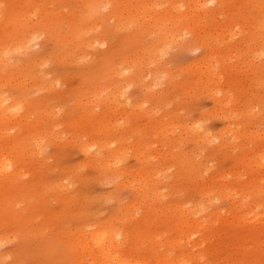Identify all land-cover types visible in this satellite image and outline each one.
I'll list each match as a JSON object with an SVG mask.
<instances>
[{
  "label": "rangeland",
  "instance_id": "1",
  "mask_svg": "<svg viewBox=\"0 0 264 264\" xmlns=\"http://www.w3.org/2000/svg\"><path fill=\"white\" fill-rule=\"evenodd\" d=\"M100 1L110 4L106 12ZM204 1L0 0V43L16 46L35 33L43 43L38 61L23 48L12 68L0 67V92L11 98L8 104L20 101L29 112L27 122L6 132L0 117V146L43 139L35 157L28 145L13 152L22 176H0V264H97L90 238L99 226L120 231L123 254L140 250L159 260L187 248L208 254L206 260L219 256L221 264H264V0H206L210 9L220 7L213 22L202 24V35L223 53L212 62L223 73L208 84L210 72L203 67L210 50L199 43L198 28L178 36L188 23L180 16L191 10L184 5L191 2L201 15ZM96 39L88 51L86 42ZM24 73L30 75L22 79L18 74ZM41 76L60 82L36 90ZM129 83L132 105L107 100L91 110L93 88L113 91ZM184 126H203L212 140L199 142L193 130L180 139ZM87 134L135 151L126 158L131 173L89 162L79 147ZM153 165L162 171V207L177 206V212L157 211L153 197L141 198L145 184L151 189L145 172ZM214 180L218 188L205 199L202 189ZM223 187L233 196L222 197ZM204 201L207 209L197 213ZM251 212L262 218H249ZM202 220L215 221L211 233ZM142 227L157 244H136ZM86 243L94 244L83 248Z\"/></svg>",
  "mask_w": 264,
  "mask_h": 264
},
{
  "label": "bare ground",
  "instance_id": "2",
  "mask_svg": "<svg viewBox=\"0 0 264 264\" xmlns=\"http://www.w3.org/2000/svg\"><path fill=\"white\" fill-rule=\"evenodd\" d=\"M211 1L214 2L215 0H211ZM208 4H210V3H208L206 0L204 1V3L200 2L199 3V8H200L199 12L202 11L203 13L201 12L202 13L201 15H196V11L193 9V5L191 4V2H189V3L187 2V4H185L184 6H186V8L191 9V10H189L190 12L189 11L183 12V15L181 14L182 16H180V17H182V18L184 17V19H188V23L185 26H182L183 31L178 33V36L181 37V36H184V34H185L184 31H186V33H193V31H192L193 28L191 26H194L195 29L198 28L199 37H200L199 43L203 46H206V50H207V48H209L208 50H210V52L205 56V58L209 57L210 59L204 61V67H203V68H205L206 73H208V71L210 72V76H207L210 79V80L209 79L206 80L207 84L211 80H216V79L219 80V75L221 76L223 73V72L219 73V71L216 69V66L213 65V63H212L213 61L216 60L215 58H214L215 60L213 59L214 56L217 59L221 57L220 59L222 60V57H223L222 50L216 49L215 47H212V46L208 47L209 44L206 45L207 42L205 43V40H204V39H206L207 36L204 35V36H206V37H204L202 35L203 28H204V26H202V24H205V22L207 23V19H209V18L211 21H212V19L215 20L214 16H217L216 14H218L216 12V9L218 7H220V5H218V6L216 5L215 9L213 8V10H212L209 8ZM109 8H110L109 3H105V5H104V3H102L100 1V4H99L100 10H102L103 12H106ZM209 9L212 10L210 14H208ZM180 17L178 20L173 19L172 22L174 24V27H178L181 24L180 23L181 22ZM179 28L177 30H179ZM204 31H206V30H204ZM209 33H210V31H209ZM68 34H70V33H68ZM68 34H67V36H68ZM171 34H175V33H171ZM41 38H42V34L35 33V35L30 37V39L28 41H26L24 43H18L16 46H12L9 43L4 44V45H2L0 43V67L4 68V67L11 66V68H12V66H13L12 63L15 60H18V52L23 48L28 50L29 53L32 52V56H31L32 61H38L40 58L39 56L43 52V51L36 52L37 51L36 49L38 48V46L42 47L43 43L40 42ZM207 38H209V41H210L209 35ZM95 42H98V40L97 39L93 40V41L88 40L85 44L86 49L89 51ZM213 48H215V49H213ZM211 56H212V58H211ZM258 58H260V56H258ZM216 62H218V60H216ZM221 63H219V64H221ZM23 66H26V64H24ZM27 68H28L27 66L23 67L24 70L29 71V69H27ZM20 72H21V70L18 73H20ZM18 75H20L23 79V77L25 78V77L29 76L30 74L24 73L23 75L22 74H18ZM48 75H50V74H48ZM45 76H41V80L39 82L37 81L38 83L36 82V85H34V89H36V90H39L40 88H43V89H51L52 88L53 89V87L60 82L59 78L49 79L48 76L47 77H45ZM155 76H157V73H155ZM131 86H132V84L129 83V84H126L123 86H119L117 89L112 88L113 91L110 90V87H108V88H106V87L105 88H98V87L93 88L89 93L90 94L89 97L91 98V101L93 103L91 110L93 109V107L95 105L103 104L107 100L113 101L122 107H128L129 105H132L133 104V102H132L133 96L128 92L129 89L131 88ZM105 89H107L108 93L102 94V92ZM10 99L11 98L8 95H6L3 92H0V117L2 119H5V121H4L5 125H3L4 126V130H3L4 132L8 131L9 129L12 130L16 125L21 124L22 122H27L28 118H29V116H26L29 114L27 106L25 107L22 104H20L21 103L20 101H18V103H16V104L15 103L8 104ZM220 104L221 103L219 102V105ZM24 109H26L25 115L22 114ZM51 111H53V110H51ZM55 114H56V112H55ZM55 114H53V115H55ZM162 126L163 125H161V123H160V127H162ZM160 127H159V129H161L160 131L165 132L164 131L165 129L160 128ZM177 128L178 127L175 126L176 130H177ZM169 129H171V128H169ZM172 129H174V128H172ZM182 129H183V133L180 134V137H179L180 139L183 138V135L190 134L192 130L195 132L199 142L210 140L211 139L210 137H212L209 134V130L207 131L205 128H203V126H200V127L184 126V127H182ZM11 130H9V131H11ZM169 131L170 130H168V132ZM87 136H88V141L80 143L79 147H80V150L90 158L91 161H89V162H92V164L94 163V164H97L99 166H102V168L106 169V170L114 171V169H115V171H121V172L123 171L125 174L131 173V171H128L129 169H128L127 164H126V161H127L126 158H128L129 153L131 154V152H135V151H131L129 147H123V148L122 147H116V145H114V142L112 141V139L101 142L96 138H91L88 134H87ZM216 139H220V137H217ZM226 139H228V138H226ZM236 140L238 141V139H236ZM42 141H43V139L41 137L34 139L32 142H31L30 138H25L21 143H20L19 139H15L14 142L8 143L7 145L5 144V146H2V147L0 146V176L2 174H5V172H7V174H8L7 179L13 180L15 177L22 176L17 171V162H16V158L13 157V155H14L13 152L22 153V149L26 148V146L28 145L30 152H33V153H31L30 156L35 157V155L37 153H39V149L41 147ZM173 141L177 142V140H175V139ZM224 142L226 143L227 140ZM224 142H223V144H224ZM228 143L229 142H227V144ZM234 143H235V141H234ZM234 143L231 144V146L232 145L234 146ZM182 144L183 143H181V145ZM240 144H242V143L241 142L239 143V147L241 146ZM234 148H235V146H234ZM235 149H233V150H235ZM32 157L30 158L31 161L34 160ZM142 157H144V159L146 158L145 155H142ZM151 158L152 157L149 156L146 158L145 161L147 163H149L150 161L152 162ZM159 169H160V166H159ZM145 173L147 174L146 180L151 185V189H149L146 186L147 184H145V187H144V182L140 181V184L143 185V187L146 190L141 195V198H143L144 195H146V196L148 195L151 198L153 197L154 202L157 203V211L166 212V211L170 210L172 208L171 206H170L171 207L170 209H166V207H167L166 205H165L166 207L165 206L162 207L161 203H162L163 199L165 198V196H167V195H164L163 192L159 191L162 187L160 189H159V187H157V179H158L157 175H159L160 173L162 174V171L160 172L159 170H157V166L154 167V165H153L151 167V169H147ZM146 174H143L142 176L145 177ZM215 183H217L216 180H214L212 182V186L210 185L208 187V189H206V188L202 189L201 194L205 199L212 198V196L210 194L215 192V190L218 188V186L214 185ZM61 186L63 187L62 183H61ZM65 187H66V185H65ZM230 193H231V190L227 187H223V189H221V196L222 197L230 196L229 195ZM249 194H250V192L245 193L244 198L248 200ZM231 196H233V194ZM135 205H137V203H135ZM205 206H207V205L205 204V201H204V203L202 202L199 205H197V208H195L194 210H197V213H199V212L207 209V208L204 209ZM178 209L179 208L177 206L176 207L174 206V209H171V211L177 212ZM253 213L251 212L249 214L250 215L249 218L254 217V216L257 217L258 219L262 218L260 216L258 217V215L255 212H253ZM211 215L213 217H216L218 214L211 212ZM249 218H245V219L248 220ZM189 222H190V217H189V220L186 219V220H184V222L181 221V226L186 228L187 225L185 223H189ZM214 224H215V221L202 220L200 223V226L202 225L207 233H211ZM98 228H99L98 231L93 230L95 232L93 236L90 233V235L93 238L91 236H89V238L91 237L90 239L94 240L95 244L92 243V245L94 244L93 246L87 245V243L85 245H83L84 246L83 248H86L89 246H92V247L97 246L96 250L94 248V253L92 254V255L96 256V257H94L93 260H96L97 264H154V262H155V264H201V263H204V264H221L220 260H219L221 258L219 256L217 257L218 259H215V260H213L211 258L209 260H206L205 257H208V254H206V253L200 254L198 251H195L192 249H189L190 250L189 251L187 248H183L182 254L178 257H172L171 255H165L164 257H162L159 260H157V256H154L153 257L154 259L151 257L147 258L144 255H143L144 256L143 257L139 253L140 250H138L137 253H135V254H137L136 256L134 253H131V252H128L127 254L126 253L123 254V251H122L123 250V248H122L123 242L119 241V236H120L119 232L120 231L116 232V234H113L115 232L113 231V233H111L108 230V227L99 226ZM115 229L119 230V228H115ZM117 230H115V231H117ZM257 230H258L257 232L260 231L259 229H257ZM89 232H90V230H89ZM241 233L242 232H239V234H241ZM152 234L153 233L150 230H147L145 227H142L141 230L139 229V232L134 234V235H136V236H134V239L136 240V244H138L140 241L142 243L143 240L146 241L148 239L154 240L155 243L157 244V238L155 236H152ZM260 234H262L261 236L264 237V229H261ZM258 237H260V236H258ZM183 238H184L183 236L178 238V241L183 239ZM87 240H89V239H87ZM90 241L91 240H89V242ZM91 242H93V241H91ZM259 242H260V240H257L258 245L261 243V242L260 243ZM178 243H176V244H178ZM190 243H192V241ZM158 244L162 246V245H166L167 243L160 241ZM168 244H169V242H168ZM90 251H91V249H90ZM240 257L242 260H244V261L246 260L242 256H240ZM139 260L140 261L142 260V261L140 262ZM233 261H235V260H233ZM94 264H96V263H94Z\"/></svg>",
  "mask_w": 264,
  "mask_h": 264
}]
</instances>
